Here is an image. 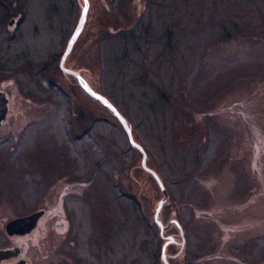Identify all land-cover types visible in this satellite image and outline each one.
I'll list each match as a JSON object with an SVG mask.
<instances>
[{"label": "rangeland", "instance_id": "obj_1", "mask_svg": "<svg viewBox=\"0 0 264 264\" xmlns=\"http://www.w3.org/2000/svg\"><path fill=\"white\" fill-rule=\"evenodd\" d=\"M88 1L65 65L126 118L168 193L161 224L170 227L160 238L155 207L163 194L141 151L113 113L77 87V113L81 99L88 106V144L70 136L82 128L63 89L72 77L59 61L83 0H16L15 7L0 0V77L5 71L13 83L0 128V244L5 222L59 205L55 182L74 183L63 170L75 156L89 164L80 165L85 182L74 208L66 201L63 209L75 254L86 251L90 261L99 252L104 264H165L166 244L168 264H264V0ZM19 9L20 31L6 33L5 20ZM48 61L52 68L41 69ZM45 76L60 83L47 89L53 114L39 97H50L39 86ZM46 219L41 226L56 218ZM44 233L26 242L30 264L76 263L74 254L63 256L65 237L50 227Z\"/></svg>", "mask_w": 264, "mask_h": 264}, {"label": "flooded vegetation", "instance_id": "obj_2", "mask_svg": "<svg viewBox=\"0 0 264 264\" xmlns=\"http://www.w3.org/2000/svg\"><path fill=\"white\" fill-rule=\"evenodd\" d=\"M5 1H7V0H5ZM16 3H17L16 0H13L12 7H15ZM88 3H89V1H88ZM19 4H21V0H20ZM23 8H24V5H23ZM23 13L24 12H22V10L19 9V11L16 14H12L11 17H9V18H7L5 20V31H6V33L9 31L10 34L11 33L15 34V33L20 31L19 27H20V25L22 23L21 15H23ZM118 31H120V30H118ZM18 36L14 35V37H16V38ZM74 44H73L72 48L74 47ZM71 51H72V49H71ZM20 55H21V51L20 50L15 52V56H13V58L11 59V62H14V59L16 57H19ZM61 57H62V55H61ZM61 57H60V60H61ZM67 58H68V55H67L65 60H67ZM9 59H10V57H9ZM5 63H7V62H5ZM59 64H60V61H59ZM63 65L67 69H70V70H73V71H77V70H74L72 68H68L65 65V61H64ZM20 67H22L21 64H19L18 69H20ZM51 67L52 66L50 65V62H48V66H46V68L47 69H51ZM19 72H20V70H19ZM77 72H79V74L82 77V79L85 80V77H84L83 73L81 71H77ZM16 73H18V72H16ZM66 74H68V73H66ZM68 75H70L72 77V81L70 83L72 86L69 85V84L66 85L65 87L67 88V90L71 89V90L74 91L75 87H77L78 89H81V90L84 91V89H83L81 83L79 82V80L75 76H73L71 74H68ZM56 84H60V83L57 82L56 80L52 79V78H46L44 81L39 80V86L42 89L41 91L48 92L49 95H50L49 98H47V93H45V94L42 93L43 95H39L40 99L43 100L44 103L49 104V106L52 107V108H49V109H45V113H47V114H53L54 103H56V98L54 99L52 97V95H51V91H49L47 89H51V88L57 87ZM12 85H13V83H12L11 78L9 76H5V71H3V73H2V75L0 77V91L4 92L6 94V96H7V100H8L7 106H8V108L10 107V100H11L12 95H13L12 92H11L12 91V89H11ZM9 92L11 93V95L9 94ZM69 94H70V96L72 98V102H71V105H70V108L72 110V114H71L72 119L75 117L74 118L75 124H77L75 126L78 127V128H82V131L79 134L80 136L79 135L76 136L77 138L75 136H72V132L71 131H70V136L72 137V140L73 139H82L83 142L88 144V141L87 142L84 141V136L86 135L85 137H88V133H89V126L84 124L85 111H87V109H88L87 103H85L84 100L81 99L82 100L81 103H82V106H83V110H82L81 113H77L78 110H79L78 107L80 105L79 102H78L80 96L78 94L75 95L72 92H69ZM22 96L26 97V92H24ZM74 110L76 111L75 113L73 112ZM8 111H9V109H7L6 116H5L4 120H3V122L8 117ZM3 122H2L1 127H3ZM120 126L122 127V125H120ZM24 133H25V128H21V130L19 131V135L22 137L24 135ZM131 135H132V132H131ZM132 139H133V136H132ZM128 140H129V138H128ZM131 146H134V145L131 144ZM72 157H73V160L70 163V167L67 170L64 169L63 170V174L65 176L72 177V179H74V183L72 181L66 180V179H64L62 182H60V183H62L61 185H59L57 183L58 181L55 182L56 186L58 187V195H59V201H60V203H59V205L57 207L56 206L49 207V208L37 207V208L33 209L32 211L30 210L29 212H27L25 214L16 216V217H24V216H27V215L33 213V212L42 211V214H41V216L38 217L35 226L27 233H23V234H9V232L6 230V227H5L6 222L4 223V225L2 227V231L4 229V232H3L4 233L3 234L4 235V242L2 244H0V251H2V252H0V264H30V261L28 259V253H26V251H27L26 242L30 238V236H34L35 238H37V237L39 238V236H41V235L44 236L45 227H50V229L55 233V235H58V236L66 238V247L63 249V251L65 252L63 256H64V258L66 260L71 261L68 255L74 254L73 255V262L75 261L76 262V263L74 262L75 264H78V263H80V264H104L101 261V259H100V253L99 252L95 254L96 257H92V258H90V261H88V260H86V258L88 257L86 251L80 250V252H78V254H75V251L73 249V246L75 244V240L77 239V237H76L75 232H74V230L72 228V222H71L72 218L69 219L67 216H65V213H64L63 209H64V207H67L66 201H68L69 204H70L68 208H70V209L74 208V206H75V204H76V202L78 200V197H79L78 191L80 189H83L84 182H85L84 171L82 170L80 165H82L84 167H88L89 164L87 162H83V163L80 164L78 162V158L77 157H75V156H72ZM145 160H146V158H145ZM147 173H148V171H147ZM148 174L153 178V175L150 172ZM132 196L134 197L132 199V203H133V207H134L135 213H136V208L138 207L137 197L135 195H132ZM52 202H54V199H52L50 201V203H47V204L50 206ZM161 209H162V206H160L159 215H160V218H161L160 221H163V217L161 215ZM47 216H50V217L52 216V218L55 217L56 219L55 220L52 219V220H49V221H45L47 223L49 222V224L48 225L44 224V225L41 226V224H40L41 220L44 219V218L46 219ZM152 218H153V215H152ZM140 222L148 229H153V227H154L153 220H150L148 216H145V215L141 214ZM1 223H2V221H1ZM169 227H170L169 224L165 225V226L162 225V230L163 231L160 233V238L164 239V236H165L164 232ZM159 228L161 229L160 226H159ZM89 234H90V237L92 239L94 237L93 231H89ZM183 242H184V239L182 240V244H183ZM76 244H81V243L76 241ZM111 244L113 245V243H111ZM163 246H165V248H166L167 245L164 244ZM165 248L163 250L164 252H165ZM9 250H13L14 252L12 254H9V253H7ZM3 251H5V252H3ZM161 253H162V250H161ZM152 256L154 257L153 252H152ZM199 259H200V257L197 256V257L194 258V261L197 262Z\"/></svg>", "mask_w": 264, "mask_h": 264}, {"label": "water", "instance_id": "obj_3", "mask_svg": "<svg viewBox=\"0 0 264 264\" xmlns=\"http://www.w3.org/2000/svg\"><path fill=\"white\" fill-rule=\"evenodd\" d=\"M83 3H84V5L81 8V14H80V17H79L78 22L76 24V27L74 28V30H73V32H72V34H71V36L67 42L66 48L62 54L60 64H59L60 69L65 73H68V74L75 76L79 80V82L81 83L84 91L91 98H93L96 101H99L102 105L106 106L114 114V116L117 118V120L120 122L123 129L125 130L128 138H129L130 143L132 145H134L135 147H137L141 151L143 168L146 169L148 172H150L153 175V177L155 178V180L159 184V186H160V188L164 194V198L161 199L158 202L157 206L155 207V221L162 229L161 221L158 218V213H159V209H160L161 204L167 198L168 195H167V192L165 191L159 177L157 176V174L153 170H150L146 167V165H145L146 153L144 152L143 148L140 145H138L137 143H135L133 141L132 135H131V128L128 125L126 118L113 106V104L106 97L95 92L88 85V83L82 79L79 72L67 69L63 65L67 55L70 53V51L72 49L73 44L76 42L78 36L80 35V33L83 29L85 20H86V15H87L89 3H88V0H83ZM85 9H86V11H85ZM7 102H8V100H7L6 94L4 92L0 91V127H1L2 122L6 116V112L8 109ZM41 214H42V211H38V212H33V213H31L27 216H24V217L14 218V219H12L6 223V225H5L6 230L9 232V234L27 233L35 226L36 221H37L38 217L41 216ZM174 223L178 226L180 234H182L181 227L179 226L177 221L174 220ZM182 240H183V238H182ZM163 250H164V247L162 249L161 258L165 262V264H168L166 259H165V254H164ZM0 252H2V251H0ZM3 252H5V251H3ZM13 252H14L13 250H9L7 253L12 254Z\"/></svg>", "mask_w": 264, "mask_h": 264}, {"label": "trees", "instance_id": "obj_4", "mask_svg": "<svg viewBox=\"0 0 264 264\" xmlns=\"http://www.w3.org/2000/svg\"><path fill=\"white\" fill-rule=\"evenodd\" d=\"M229 35H230V34H229ZM58 61H59V59H58ZM48 62H49V61H48ZM48 62L41 63V69H43V67H44V70L47 69L46 66H48ZM46 64H47V65H46ZM51 68H52V67H51ZM46 78H50V77H49V76H45V77H43V78L40 79V80L44 81ZM63 89L66 90L67 92H72V93H73V90H71V89L67 90V88H66L65 86H63Z\"/></svg>", "mask_w": 264, "mask_h": 264}, {"label": "snow or ice", "instance_id": "obj_5", "mask_svg": "<svg viewBox=\"0 0 264 264\" xmlns=\"http://www.w3.org/2000/svg\"><path fill=\"white\" fill-rule=\"evenodd\" d=\"M85 11H86V9H85Z\"/></svg>", "mask_w": 264, "mask_h": 264}, {"label": "bare ground", "instance_id": "obj_6", "mask_svg": "<svg viewBox=\"0 0 264 264\" xmlns=\"http://www.w3.org/2000/svg\"><path fill=\"white\" fill-rule=\"evenodd\" d=\"M73 49V48H72Z\"/></svg>", "mask_w": 264, "mask_h": 264}]
</instances>
